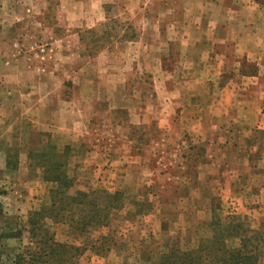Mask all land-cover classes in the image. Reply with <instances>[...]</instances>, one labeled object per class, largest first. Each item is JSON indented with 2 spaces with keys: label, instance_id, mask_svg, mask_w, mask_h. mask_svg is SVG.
Instances as JSON below:
<instances>
[{
  "label": "rangeland",
  "instance_id": "374dc122",
  "mask_svg": "<svg viewBox=\"0 0 264 264\" xmlns=\"http://www.w3.org/2000/svg\"><path fill=\"white\" fill-rule=\"evenodd\" d=\"M174 1L0 0V264H221L232 259L222 257L224 249L239 251L241 242L213 233L239 222L246 231L264 229V80L259 86L253 77L238 76L237 91L223 94L201 91L205 77L196 83V77L167 74L156 83L148 76L159 66L158 23L168 21L163 6ZM174 6L177 18L183 7L177 0ZM75 21L84 25L70 24ZM93 22L95 27L86 25ZM143 38L152 40L142 44ZM73 54L84 57L85 124L78 139L37 125L45 110L28 111L45 96L47 72L64 76L67 68L70 74L65 62ZM170 56L167 72L189 64ZM242 67L255 74V61L246 58ZM55 81L61 84L63 77ZM189 84L200 91L188 92ZM155 85L162 88L158 97ZM61 90L69 101L71 80ZM44 130L57 138L49 143L70 148L65 170L73 181L71 195H124L123 207L83 233L67 221L47 219L56 246L47 257L38 254L30 234L33 213L49 203L56 185L29 154L45 144ZM79 149L85 155L106 150L101 164L108 165L102 168L119 167L117 180L101 173L103 182L79 189ZM112 161L121 163L109 167ZM89 168L85 177L92 174ZM258 264H264V250Z\"/></svg>",
  "mask_w": 264,
  "mask_h": 264
},
{
  "label": "crops",
  "instance_id": "0c3cea01",
  "mask_svg": "<svg viewBox=\"0 0 264 264\" xmlns=\"http://www.w3.org/2000/svg\"><path fill=\"white\" fill-rule=\"evenodd\" d=\"M177 3L183 7L181 8L182 13L178 12L177 18H175L176 13L174 12L176 11L174 6L176 0L173 5L163 6L165 13H168V21L158 23L160 24L159 33L163 32V36L158 38L159 42L156 41L158 47L154 60L159 62V66L157 64L158 68L155 72L151 71L148 76L156 77V83H161L162 78L167 74L172 77H196L193 81L196 83L200 82L197 78L205 77V86L201 91L207 93L216 91L223 94H233L239 87L233 78L238 76L242 78L253 77L255 78V85H261L260 81L264 80V0H177ZM79 7L80 4L76 1L75 13ZM97 23L93 22L86 25L92 28ZM70 24L82 27L84 22L75 21ZM79 35V39L83 42L85 39L80 32ZM151 40L150 38H143L141 43H150ZM73 55H69L67 62H65V66L69 65L70 67V74L68 75L67 68H65L64 76L57 73L60 77H63L61 84L60 81L59 84H56L55 78L59 77L57 74L54 72L46 73V76L51 80L48 81L45 96L35 100V107L28 106V111H33V108L35 111L38 109L45 110L47 113L44 117L40 116L39 120L35 119L37 125L48 126L46 130L56 131L58 137L72 135V137L76 136L75 139H78V135H84L83 128L85 124L83 115L85 107L82 103L83 97H80L84 92V66L82 65L84 57L80 54ZM170 55H174L173 60L180 59L182 62L187 61L189 64H182L167 72L169 68L164 61L168 57L171 58ZM143 58L144 56H142ZM246 58L255 61V74H245L242 66ZM73 75L76 78L70 79ZM230 76L235 77H231L229 81L221 79ZM68 80H71L73 85L72 96L69 101L64 100L61 96V88ZM215 81H219L221 84L217 85ZM125 85L126 83L123 87ZM193 85L189 84L187 86L188 92L200 91ZM155 87L158 97V93L162 92V88L156 85ZM223 101L225 102L226 98L221 97L219 102L224 107ZM111 107L116 106L110 105L109 108ZM92 113L93 111H89L88 115ZM46 130H44L46 136L41 138L45 141L43 146L51 139H57L54 134L49 137L50 133ZM79 139L83 141V136ZM52 145L59 151L67 147L59 148L55 144ZM38 149L40 148H35L34 151ZM105 151L103 149L87 151V155L89 154L91 157L89 164L85 159L87 155L82 149L75 151V156L79 154L82 157L79 159L80 164H77L75 176V184L78 185L79 189H88L93 185L91 183L95 181L97 183L103 182L105 178L101 173H106L107 179L114 177L117 180L116 175L120 171L119 167H114V171L107 168L103 170L102 168L104 164L108 165V163L101 164ZM116 162L119 165L121 163V161H112L109 167L115 165ZM85 167H90L87 170H91V176L85 177Z\"/></svg>",
  "mask_w": 264,
  "mask_h": 264
},
{
  "label": "trees",
  "instance_id": "16d2710c",
  "mask_svg": "<svg viewBox=\"0 0 264 264\" xmlns=\"http://www.w3.org/2000/svg\"><path fill=\"white\" fill-rule=\"evenodd\" d=\"M69 155L70 148L68 146L59 151L50 143L30 152L34 162L44 168L45 179L56 184L52 187L53 190L51 189L49 203L44 205L41 210L33 213L30 224L31 239L32 241L35 240L39 246L38 254L46 255V257L54 252L56 247L53 246V236L45 228L47 219L56 222L67 221L74 231L83 233L85 228L95 225L97 221L105 222L111 211L124 206L122 192L92 190L90 192L78 191L76 195H71L69 189L73 181L65 170ZM211 226L215 227V224H211ZM244 226L243 222H239L228 228L226 233L212 234L213 237H220L221 240L234 237L241 242L239 251L235 248L224 249L222 257L227 259L232 256V259L220 261L221 264H258L264 250V229L250 232L249 230L246 231ZM243 238L246 239L243 240ZM28 254L33 256L31 252Z\"/></svg>",
  "mask_w": 264,
  "mask_h": 264
}]
</instances>
